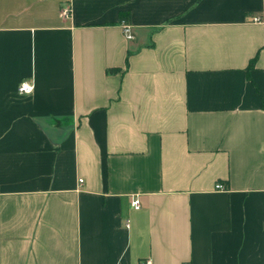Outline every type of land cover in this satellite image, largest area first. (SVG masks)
Returning a JSON list of instances; mask_svg holds the SVG:
<instances>
[{"label":"crops","instance_id":"1","mask_svg":"<svg viewBox=\"0 0 264 264\" xmlns=\"http://www.w3.org/2000/svg\"><path fill=\"white\" fill-rule=\"evenodd\" d=\"M145 260L264 264V0H0V264Z\"/></svg>","mask_w":264,"mask_h":264},{"label":"built area","instance_id":"2","mask_svg":"<svg viewBox=\"0 0 264 264\" xmlns=\"http://www.w3.org/2000/svg\"><path fill=\"white\" fill-rule=\"evenodd\" d=\"M65 14L69 13V9H66L64 11ZM255 20L256 21H260L261 18L260 17H255ZM122 28H123V33L126 34V36L129 38V39H132L134 38V35L131 34V24L129 23V21L127 19H124L122 21ZM34 89V84L28 80H24L21 82L19 88H18V91L21 93V94H25V93H31ZM217 188H223V185L221 183H218L217 185ZM132 205L135 207V208H140V200L138 198H134L132 200ZM142 264H151L150 260H145V262H143Z\"/></svg>","mask_w":264,"mask_h":264},{"label":"trees","instance_id":"3","mask_svg":"<svg viewBox=\"0 0 264 264\" xmlns=\"http://www.w3.org/2000/svg\"><path fill=\"white\" fill-rule=\"evenodd\" d=\"M127 13L126 12H121L120 13V19H124L126 18ZM255 62H256V57H254L253 59H251L250 64L248 65V68H253L255 66ZM114 70V69H111ZM111 70H108V72H111Z\"/></svg>","mask_w":264,"mask_h":264}]
</instances>
